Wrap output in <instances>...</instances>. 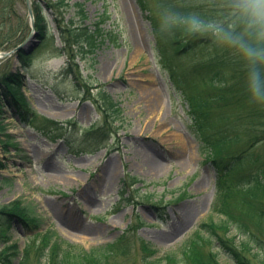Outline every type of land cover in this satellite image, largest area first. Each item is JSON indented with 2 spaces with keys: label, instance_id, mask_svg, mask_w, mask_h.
Returning a JSON list of instances; mask_svg holds the SVG:
<instances>
[{
  "label": "rangeland",
  "instance_id": "374dc122",
  "mask_svg": "<svg viewBox=\"0 0 264 264\" xmlns=\"http://www.w3.org/2000/svg\"><path fill=\"white\" fill-rule=\"evenodd\" d=\"M76 1L81 3L70 13L82 8L84 16L76 14L81 24L93 27L106 14L102 27L113 39L107 36L87 58L75 60L92 96L98 95L96 85L102 87L119 103L121 118L99 147L83 137L89 126L104 121L100 122L92 100L76 91L62 73L66 54L56 50L62 43L52 10L45 8L50 28L44 42L38 31L33 39L31 72L23 90L38 117L57 124L45 123L50 124L49 136L14 116L6 119L7 132L17 146H10L9 152L0 146L5 163L0 171V204L23 199L44 218L43 228L57 230L63 239L88 251L127 231L126 239L109 250L110 264H151L153 258L178 250L211 216L223 219L226 214L214 209L221 202L232 210L229 215H240L250 191L242 190L238 179L249 172L229 174L226 188L218 189L216 169L202 152L187 103L160 63L151 23L138 0L71 3ZM23 19L28 21L23 33L12 43H3ZM30 31L26 0H0V51L13 50ZM198 50L194 58L206 54ZM16 70L24 72L16 54L0 60V79ZM63 126L71 131L66 136ZM258 150L264 153V146ZM254 194L255 206L263 207V192ZM252 228L259 233L258 227ZM12 232L23 247L21 227L12 226ZM145 244L156 253L146 251ZM205 249L218 251L222 264L231 263L213 244ZM253 252L248 254L251 263L264 264V254ZM36 254L31 251L30 264H37Z\"/></svg>",
  "mask_w": 264,
  "mask_h": 264
},
{
  "label": "trees",
  "instance_id": "16d2710c",
  "mask_svg": "<svg viewBox=\"0 0 264 264\" xmlns=\"http://www.w3.org/2000/svg\"><path fill=\"white\" fill-rule=\"evenodd\" d=\"M138 1L151 23L154 49L160 63L169 70L172 83L187 103L188 113L201 140L202 152L216 169L218 189L226 188L225 179L229 174L244 170L249 173L239 177L238 186L250 191L247 193L248 198L242 202L240 215H229L232 210L224 201L221 202L214 209L226 214L223 219L215 221L211 216L200 224L178 250L155 257L150 263L222 264L218 251L205 249L206 244H213L216 250L221 249L226 254L231 262L227 264H252L248 254L253 255L252 251L264 254V206H255L254 198H251L255 196V191L263 192L264 195V153L258 150L261 145L264 146V108L248 104L241 88V73L226 53L170 27L173 12L189 10L186 7L187 0ZM80 3H71V0H33L32 6L38 38L43 42L50 28L45 8L52 10L55 28L62 43L56 50L65 53L67 59L62 73L73 82L76 91L92 100L100 122L104 121L102 125L89 126L83 136L92 139L96 143L94 148H97L114 131L115 122L121 118V109L119 103L99 85L95 86L98 95L92 96L88 80L75 59L78 56L87 58L107 36L113 39V35L102 27L106 20L105 12L98 17L93 27L81 24L76 14L84 16L82 8L70 13L71 8ZM66 13L69 15L66 16ZM157 13L163 20L157 17ZM27 25L28 21L23 19L3 39V43H12ZM76 46L77 51L80 49L78 53L75 51ZM198 49L206 50L202 51L206 53L202 58H194L201 51ZM16 56L24 72L10 71L0 79V146L4 152H9L10 146H17L15 137L7 132L6 119L9 116H14L22 125L32 126L48 135L50 124L45 123L57 124L54 120L38 117L23 90L27 74L31 72L32 51L20 49ZM63 129L65 136L71 132L65 126ZM75 129V132L79 131L77 124ZM4 167L5 163L0 158V171ZM219 197L223 198L222 194ZM43 224L44 218L36 213L35 206L23 199L0 204V264H16V258H20L18 264H30L32 250L37 253V264H110L109 250L127 237V231H124L112 243L88 251L63 239L57 230L43 228ZM14 225H19L25 236L23 247L12 232ZM252 226L258 227L259 233ZM221 231L227 235H222ZM145 245L146 251L156 253L148 244Z\"/></svg>",
  "mask_w": 264,
  "mask_h": 264
},
{
  "label": "clouds",
  "instance_id": "9594fccd",
  "mask_svg": "<svg viewBox=\"0 0 264 264\" xmlns=\"http://www.w3.org/2000/svg\"><path fill=\"white\" fill-rule=\"evenodd\" d=\"M171 28L226 53L241 73L248 104L264 108V0H187Z\"/></svg>",
  "mask_w": 264,
  "mask_h": 264
},
{
  "label": "water",
  "instance_id": "95a60500",
  "mask_svg": "<svg viewBox=\"0 0 264 264\" xmlns=\"http://www.w3.org/2000/svg\"><path fill=\"white\" fill-rule=\"evenodd\" d=\"M26 2H27V5H28V12H29L30 19H31V27H32L31 33L29 34V36L23 42H21L13 50L1 51L0 52V59L3 58V57L9 56L13 52L18 51L20 49H27V51H30L33 48V46H34L33 44L36 43L33 39H34V37H36L38 32H37V30L35 28V18H34V12H33V8H32V0H26Z\"/></svg>",
  "mask_w": 264,
  "mask_h": 264
},
{
  "label": "bare ground",
  "instance_id": "6f19581e",
  "mask_svg": "<svg viewBox=\"0 0 264 264\" xmlns=\"http://www.w3.org/2000/svg\"><path fill=\"white\" fill-rule=\"evenodd\" d=\"M56 176H58V177H62V176H60V175H57V174H55ZM64 177V176H63Z\"/></svg>",
  "mask_w": 264,
  "mask_h": 264
}]
</instances>
